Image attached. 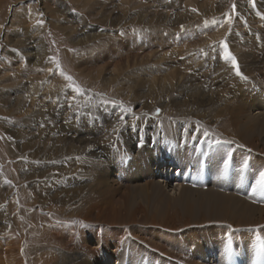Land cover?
I'll return each mask as SVG.
<instances>
[{
  "label": "bare ground",
  "instance_id": "1",
  "mask_svg": "<svg viewBox=\"0 0 264 264\" xmlns=\"http://www.w3.org/2000/svg\"><path fill=\"white\" fill-rule=\"evenodd\" d=\"M78 1L80 7L90 8L94 9L95 12H100L99 14L102 17L99 16V18L102 19L101 23L104 25H110L113 21L120 20L123 17L126 18L128 15L131 17V25L136 24L133 22H137L139 24L149 25L150 27L155 24H165V21L162 20L161 23H159L157 17H159L160 14L154 18L149 16L150 13L147 14V10H143L147 7L149 1H154L159 4L158 6L162 5L163 7H167L169 11L174 8V5L177 7V4H179V2L175 4L177 0H123L121 3L124 6L121 7L126 9L124 10L125 14H123L122 17L117 16L118 19L116 16H113L110 19L111 13L104 11V9L112 8L108 5L107 0ZM189 1L190 3L193 2V0ZM129 3L137 6L139 10L137 8H129ZM190 3L187 5V8L179 10L176 13L179 19L174 21L188 20L189 22V14L191 13L190 10H192L189 7L191 5ZM61 7L64 8L62 9L63 11L67 10L65 5H62ZM31 9L32 7L30 6L28 8L29 17L27 18L29 19V22H31L30 26L32 27L31 30L30 26L27 28L26 35L29 37V42L33 47V52L30 53L25 51L24 55L22 51H19L17 54L20 59L21 56L23 58L27 56L35 57V64L38 67L41 63H43V60L45 61L48 59L50 69V65L53 63L49 60V52L43 39L45 28L36 23L37 20H40V13L36 15ZM43 9H46V6H40V10ZM50 11H54L53 8L50 9ZM56 11L59 12L60 9H56ZM42 12L45 14L48 11L43 10ZM21 13L22 12L18 13L15 17L18 18ZM25 16L27 15L24 14V17ZM78 18V26H84V24L87 23V21L82 19L80 16ZM53 20L56 19L53 18ZM130 21H127L128 24ZM61 29L71 34L72 32H75L76 28H67L66 26ZM15 30L16 29H14V31ZM130 32L133 34L136 33L132 32L131 29ZM187 32L188 31L184 32V34ZM149 33L150 31H147L144 36L143 34L129 35V44L128 42L125 44L124 41H126V39H124L121 42V47H119L120 45L116 46L115 41H111L112 44L110 46L107 45L108 43L101 42L104 41L105 39L103 38L106 37V34L102 32L91 34L88 37H81L78 39V42L80 44L93 43V45L99 43L100 46H102V51L92 53L86 61L87 64L95 63L100 65V63H109V60L113 59L112 54L117 53L119 55L120 48L123 46H127L130 54L134 52L136 55L139 54V51L143 47L151 48L152 44H149L150 42L147 41V39H152L150 38ZM150 34L153 35V32ZM166 34L167 36L173 35L172 32H168ZM181 37L182 36L180 35V38ZM98 39H100V41L97 42ZM106 48L109 50L113 49L115 51L108 52L106 51ZM68 56L70 57V55ZM108 57L110 58L107 59ZM139 63H141V61ZM61 67L67 73L66 69L62 65ZM133 68H135V66ZM103 71L104 67H101L97 69L96 74L87 73V75L91 78H99ZM35 72H38V70ZM135 74L137 75L139 73L135 72ZM13 76L15 78H13L14 81L16 79L20 80L18 74ZM58 77H60V79L64 82L66 81V79L60 74ZM37 79H39V76L36 77V74H34L30 76L31 84L27 85L24 83L20 85L19 88L15 89L17 90V95L15 98L16 101L13 102L14 105L18 107L19 110H22L24 109L23 106L25 103L29 102L30 99V101H32V108H28L26 113H30V110L33 109L32 113H44V116H46V114L51 115V117L47 116L49 118H52L53 116V120H51L55 122L50 121L53 124V127H55L58 131H62L67 134H72V131H76L74 134H77L78 137L75 135H67L64 137L55 136V142L59 140L62 148L55 147V145L58 144L55 143L53 144L55 148L53 147L51 152L55 154L58 152H65L62 158H48L47 155H44V152H48L46 145L48 141H44L43 150L39 149L37 152L30 155L31 158H35L34 160H29L30 162L23 160L24 158L22 159L24 151H28L30 145H27L26 143L21 145V151L19 152L16 149L14 150L12 147L9 150L11 156L15 155L13 156L14 159L20 158L18 172L21 173L20 176L23 179H26V182L28 183L27 189H25L24 186L22 189L24 191L26 201H28L25 206L27 208L32 204L38 203L37 205L40 207V213L37 218L38 220H32L31 227L26 230L21 204H18L17 202V197H19L18 193L17 196H13V199H10L9 207L6 208L5 211L2 212L0 210L2 217V221L0 219V232L9 230L8 235H10V232L13 234L12 237L15 235L13 237L14 239H7L8 241L0 238V250L1 246L4 245L3 243H6L7 246L5 251L2 249L4 251L2 256V251L0 252V264H70L72 258H75V261L76 259L78 260V258H81L83 264H238L240 258L243 259L245 264H257L260 251L264 249V206H258L251 203L248 198H246V200L224 192L223 189H226V184L222 175V168H224L225 162L228 163L229 160H231L232 165L239 168L246 160L255 159L256 166L258 162L262 163V161H264V158L256 157L254 154L264 155V136L261 138L260 136L258 137L255 133L254 127L252 126V120L256 116H253L255 114L250 113L247 110V107H243L239 104L240 97L246 96L247 92L241 88L239 91L240 94L238 93L239 95L234 94L235 97H233V99L232 97L229 98V101L227 99L225 105L217 111L218 118L213 117L212 119H209L210 121L208 122V126L205 127V129H207L210 133H215V138L233 140L235 141V144L230 145V148L225 145L215 144L208 146L210 151H206L208 154L203 156L202 163H200L199 160V153L194 150L192 153L190 148H187L184 150L183 156L181 157L184 163H188L190 161L194 164V169L191 168V171L194 172H190L189 174L186 172V169L182 168L185 165L183 163L179 164L172 157L170 158L171 160H168L167 158V160L163 159V157L157 159L158 156H154L155 153L150 145L144 149L146 151L141 152L138 148L140 145L139 141H144V134H147V136L152 135L151 133H146L149 129L147 123L145 124L143 122L141 126L137 124L138 127H135V129L128 132L131 133V138H134V144L130 142L131 138H129L128 142L127 137L126 139L120 138L122 135L125 138L127 135L126 132L129 131L131 127L127 131H121V136L119 137L117 135L114 136L112 133H104L103 131H105V129L102 127H93L92 130L88 129L81 131L84 128L83 125L86 121L83 119L84 117L81 119L80 117L79 119L75 118L76 113L74 112V109L76 107L74 106L76 103L72 104V108H69L68 104H65L62 109L63 116L60 117L61 124L56 123V118L58 117V115L56 116L59 108L58 106H62L60 98L57 100L58 94H54L57 93L55 91L58 90L55 89L58 86L55 87L54 85L51 87L52 84L49 85L46 79L48 87H45L44 89L49 90V92L41 95V98L38 100V96L43 87L40 86L42 88L39 89ZM4 80H11V82H13V80L9 78ZM4 80L1 81L2 84L5 83ZM179 80L181 81V78ZM114 81L115 80L113 79L107 80L105 82V86H110ZM181 82L183 83V81ZM47 83L45 85H47ZM121 89L123 88H118L117 92H122L120 91ZM51 90L54 91L50 92ZM153 91L155 92L153 89L150 91V94H152ZM31 92L32 94L30 95ZM141 94L143 95V93ZM49 97H51V99H49ZM4 99L6 100V98ZM78 100H80V104L83 106L81 107L82 109H80L79 114L86 112L97 113L99 111V104L95 103L93 100V102H86L83 98H78ZM42 102L47 103L42 105ZM59 109L61 110V108ZM103 113L104 112L101 114ZM105 116L107 119L112 117L111 115ZM57 120L59 121L58 118ZM66 120L69 122L65 123L64 121ZM92 121L93 120H91V122ZM90 124L91 123H88V126ZM158 124L164 128L167 126L166 129L168 135L173 134V131H178V133L182 134V137H185V132H182L179 128V126H182L180 122L176 123L175 128L170 121H159ZM94 125L95 123H92L90 126ZM55 130L53 129V131ZM137 131H140L141 133L143 132L142 138ZM89 135L92 139L88 137ZM201 135L202 133L197 132L194 140H199ZM209 137L211 138L209 139L210 141L214 139L212 136ZM112 138L121 139L122 146L121 143L116 145ZM110 141L112 143H110ZM100 142H108L106 143L108 145L105 146L104 150H102L105 155L104 158H106L108 162H102L99 160L103 157V155L97 151L98 146L92 147L96 144H100ZM7 144L9 145V143ZM87 144H89L88 147H84V145ZM80 145L82 146V150L79 148ZM238 145H243L244 147H238ZM249 149H251L250 152L248 151ZM125 150L136 153L134 158L138 163L137 168L139 169L137 181H140V183H136V185L131 183V180L127 177L123 170V162L131 156V153L128 155ZM232 150L234 153L231 155ZM42 152L43 154L40 156ZM76 157H79L80 159L77 160ZM53 161H55V163H53ZM172 161H175L176 164L172 163ZM206 162L207 168L204 166ZM178 164L181 167L178 166ZM255 164L253 166H255ZM212 166L215 167L213 170L215 172L218 171V173H213L214 171H211ZM143 168L144 171H141ZM261 169L264 170V168L260 167V171ZM181 170L185 172L180 173ZM0 173V181L2 182L0 185V201L3 204L9 195H7L4 190L8 187L6 185L7 183H5V178L7 177L3 171L0 170ZM35 179H39L41 181L36 180L33 183ZM188 180H191V182ZM170 184H174L172 189L170 188L171 190H182L186 193L200 194L201 196L198 197L197 195L191 194V198L187 197L183 201L182 199L179 201V199L167 200L166 198H162L164 199L163 203L156 205V200L159 201L162 192H167V187L169 188V186H171ZM206 185L211 186V193L208 195L209 197L205 196L207 193L203 190ZM250 187H253V185ZM138 195L141 197L139 198ZM171 201L174 203L172 204ZM11 207L13 208L12 210H10ZM181 211H183L184 214ZM48 213H52L53 215L50 216ZM196 214H199L200 217H202L195 224L196 227H205L208 220L205 219L204 216L205 214H208L210 216L216 215V217H218L217 222L230 224L232 229L227 231L226 229H228V227L221 225L220 227H217L216 229L213 228L209 231H203L200 229L192 232L180 231V229H185V227L192 223L191 218ZM73 221H80L83 222V224L73 223ZM83 225H89L90 227H84ZM237 229H247V231H250L249 234L252 232L254 239L249 238L246 230L245 232H240L241 234H239V232L235 231ZM75 233H78V236L80 234L83 238L82 240L77 241V243L75 242V238H77L74 237ZM86 234H89V239L94 241V246L87 244L84 237ZM8 235H6V237ZM206 238L213 241L215 245L210 246V242H208ZM196 243L199 244L198 247H196ZM58 246H61L64 252L70 254L66 255V253H62L59 255L58 250L61 248L58 249ZM76 249H78L76 253L82 252L84 254L79 256L78 254L80 253H75L76 255L74 256L72 253L75 252ZM220 249L221 251H225V258L224 256H220ZM211 252L212 258L211 260H207V255ZM84 256L87 257L84 259ZM203 257L205 259H203ZM3 258L6 259L4 260ZM79 261L75 264H81Z\"/></svg>",
  "mask_w": 264,
  "mask_h": 264
},
{
  "label": "rangeland",
  "instance_id": "2",
  "mask_svg": "<svg viewBox=\"0 0 264 264\" xmlns=\"http://www.w3.org/2000/svg\"><path fill=\"white\" fill-rule=\"evenodd\" d=\"M107 1L108 5H110L112 8L104 9V11L107 13H111L110 19L113 16L122 17L123 14H125L124 10L126 9L121 7L124 6L121 3L123 0ZM177 2H179V4H177ZM189 3V0H177L175 3L177 4V7H175L174 5V8L176 9L172 8L169 11L167 7H163L162 5L158 6L159 4L155 3L154 1H149L147 7L143 10H147V14L150 13L149 16L154 18H156L160 14L159 17H157L159 23H161L162 20L165 21V24H155L154 26L150 27L149 25L139 24L137 22H133L136 24L131 25V17H129L128 15L126 16V18L123 17L120 20L113 21L116 23L110 22V25H104L103 23H101L102 19L99 18L100 12H95L94 9L80 7L78 0H0V25H2V27H0V170L3 171V173L7 177L5 178V183H7V181H11V183L6 184L8 187L4 189L9 196L3 202V204L0 201V210L2 212L9 207L10 199H13V196H17L18 193L19 197H17V202L18 204H21L26 230L31 227L32 220H38L37 218L39 217L38 215L40 213V207L37 205L38 203L32 204L27 208L25 206L28 201H26L24 191L22 189L24 187L25 189H27L28 183L26 182V179H23L20 176L21 173L18 172L20 158L14 159L13 156L15 155L11 156V153L9 151L11 147L19 152L21 151V145H24L25 143L27 145H30L28 151H24V156L22 157L24 158L23 160L30 162L29 160L35 159L31 158L30 155L37 152L39 149L43 150L44 141H48L46 144L48 152H44V155H47L48 158H62L65 152H58L57 154L51 152L54 147L53 144L55 143H58L55 145V147L62 148L59 140L55 142V136L64 137L67 135H75L78 137L77 134H74L76 133V131H72V134H67L62 131H58L55 127H53V124L51 122L55 121H52L53 116L52 118H49L51 117V115L46 114V116H44V113H32L33 109L30 110V113H26V110L28 108H32V101H30V99L29 102L25 103V105L23 106L24 109L22 110H19L18 107H16L13 103L16 101L15 98L17 95V90L15 89L19 88V86L24 83L27 85L31 84L30 76L34 74H36V77L39 76V79H37L39 89L43 87V90L41 89V93L38 96V100L39 98H41V95L49 92V90L44 89L45 87H48V83L49 85L52 84L51 87L54 85L55 87L58 86L55 89L58 91H55L57 93L54 94H58L57 96L60 98L62 106H58L59 108H61V110L58 108L56 116L58 115L57 118L59 119V121L56 118V123L61 124L60 117L63 116L62 109L65 104L75 103L70 100V97L75 93L66 88L68 82H64L62 79H60V77H58L59 74L57 71H48V59L45 61L43 60V63H41L38 67L35 64V57L27 56L23 58L21 56L20 59L17 54L19 51H22L23 54L25 51L30 53L33 52V47L29 42V37L26 35V30L31 25V22H29V19L27 18L29 17L28 8L30 6L32 7L31 10L36 15H38L39 13H43V10L48 11L45 14L43 13V16L39 17L40 20H44V24L42 26L45 28L43 39L49 52L48 57H57L60 61V64L66 69L67 74L71 75L82 88L90 89V94H104L103 97L92 95L90 101H87L85 97H78L83 98V100H85L86 102L94 101L95 103L99 104V111L97 113L90 112V115H87V113L89 112L79 114L80 119L84 117L83 119H85L86 121L84 125L82 124L84 128L81 131L88 129L92 130L93 127H102L103 129H105V131H103L104 133H112V128L116 125L119 115L122 114L121 106L119 104L103 105L102 103H100V101L103 98L122 101L123 107L131 108L132 113L125 115L126 124L121 127L119 136H121V131L129 130L130 127L128 125H135L136 127H138L137 124L141 126L143 122L145 124L147 123L149 129L146 133H151L152 135H143V132L141 133L140 131H137L141 138L143 135L144 139L143 142L139 141L141 146L139 145L140 147L138 146V148L141 150V152L146 151L144 149H146L147 146L150 145L153 148V152L155 153L154 156H158L157 159L163 157V159L167 158L168 160H171L170 158L172 157L179 164L183 163L185 166H183L182 168L186 169V172L190 174V172H194L191 171V168L194 169V164L190 161L188 163L183 162L181 156H183L184 150L190 148L192 153L193 150L199 153V160L200 163H202L203 156L205 154H208L206 153V151H210L208 149V146L212 145L208 142L210 141L209 139H211L210 137H208L207 140H205L203 135L199 137V140H194L195 138H191L197 135V132L194 130V128L197 126V124H202L205 128L206 126H208V122L210 121L209 119H212L213 117L218 118L217 111L225 105L227 99L228 101L230 100V97H232L233 99V97H235V95H237L242 88L247 93L246 96L240 97L239 104H241L243 107H247V110L250 113L255 114L253 115L256 117H254L252 120V126L254 127L255 133L258 137L260 136L261 138L264 136V18H262L261 15L258 14L264 13V0H256V8H253L251 6L250 0H193V2L190 3L191 5L189 7L191 9H197V11L190 10L191 13L189 14V17L191 20L189 19V22L188 20L174 21L176 19H179L176 13L179 10L187 8V5ZM233 3H235L236 5L235 11H232ZM62 5H65V7L67 8V10H65L66 13L62 10L64 9L61 7ZM40 6H46V9L40 10ZM130 7H132L133 9L137 8V6L132 5V3L129 5V8ZM52 8L54 11H50V9ZM56 9H60L61 12H57ZM71 9H75V11L73 12L71 11ZM110 10L113 11L111 12ZM20 12H22L21 15L16 18L15 15ZM226 13H231L233 17V22L230 25L226 23ZM24 14H26L27 16L24 17ZM79 16L87 21V23L84 24L85 27L83 25L78 26ZM53 18L56 20H53ZM206 20L208 21L207 24H205ZM213 20H215L217 23L213 24ZM127 21H130V23L128 24ZM181 25L184 26L183 29L181 28ZM66 26L67 28L75 27V32H72L70 34L61 29L62 27L65 28ZM31 27L32 26H30V30ZM14 29L16 30L14 31ZM130 29L132 30V32L136 33H131ZM229 29H231V32H229ZM147 31H150V33L153 32V35L149 33V36L152 39H147V41L150 42L149 44H152L151 48L143 47L139 51V54L136 55L134 52L130 54L127 46H123L122 48H120L119 55L117 53L112 54L113 59L109 60V63H100V65H97L95 63L87 64L86 61L92 53L102 51V46H100L99 43L93 45V43L80 44L78 42V39L81 37H88L91 34L102 32L106 34V37H104L103 39L105 40L101 42L108 43L107 45L110 46L112 42L115 41L116 46L120 45L119 47H121V42L124 39H126L124 43L126 44L128 42L129 44V35L143 34L144 36ZM186 31L188 32L184 34V32ZM121 32L123 34H121ZM168 32H172L173 35L167 36L166 33ZM180 35L183 38H180ZM100 39H98L97 42L100 41ZM222 40H226L228 42L229 49L237 57L241 71L245 75L250 77L248 81H243L239 77H237L231 66V63L223 59L222 45H216L215 51H212V49L209 47L213 44L214 41ZM14 49H16L17 51H13ZM73 49H75V51H72ZM106 51L114 52L115 50H109L106 48ZM205 52L208 53V55H204ZM68 55H70V57ZM109 58L110 57H108L107 59ZM140 61L141 63H139ZM52 63L53 64L50 65V68L55 69V64L54 62ZM134 66L135 68H133ZM101 67H104V71L99 78H91L87 75V73L96 74L97 69ZM37 70L38 72H35ZM135 72L139 74L136 75ZM178 73L180 76L178 75ZM17 74L19 75L20 80L16 79L14 81L13 75ZM7 78L12 79L13 82H11V80H4ZM180 78L183 83L179 80ZM46 79L48 83L46 82ZM110 79H113L115 81L110 86H105V82ZM2 80L5 81L4 84L1 83ZM40 80L43 82H41ZM46 83L47 85H45ZM152 85H155L156 87H153ZM118 88H123L120 90L122 92H117ZM153 89L155 90L156 94L154 91L152 94H150V91H152ZM52 91L54 90H51L50 92ZM140 92L143 93V95ZM31 94L32 92L30 93V95ZM66 97L69 98L67 101L65 99ZM4 98H6V100ZM46 103L47 102H42L41 104L43 105ZM74 107H76V105ZM156 109H161L158 116L154 115ZM255 111L257 112L258 117ZM102 112H104V115L101 114ZM105 115H111L112 117H109V119H107ZM91 120L93 121L91 122ZM159 121H170L172 122L174 128L176 126V123L180 122L182 126H179V128L182 130V132H185V129H187L188 133L185 132V137H182V134L178 133V131H173V134L168 135L166 129L167 126H165V128L163 126H160L158 124ZM88 123H91L90 125H92V123H95V125L88 126ZM53 129H56L57 131H53ZM132 129L133 128L126 132L127 135L125 136V138L123 135L120 138L126 139L127 137L128 142L129 138L132 137L131 133L128 132H130ZM55 132L56 134L53 135V133ZM9 137H11V139H9ZM88 137L92 139L90 135ZM112 140L116 143V145L121 143L122 146L121 139L112 138ZM130 142L133 143L134 138H131ZM7 143H9V145ZM106 143L100 142V144L92 146H98L97 151L103 155V157L99 159L102 162H108V160L104 158L105 155L102 152L105 146L108 145ZM88 145L89 144L84 145V147H88ZM225 146L230 148V145ZM79 148L82 150L81 145L79 146ZM125 152L128 155L131 153V156H129L130 158L123 162V170L124 173H126L127 177L131 180V183H134L133 185H136V183H140V181H137L139 176V169L137 168L138 163L134 158L136 153L127 150H125ZM233 153L234 151L232 150L231 155ZM42 154L43 152L40 154V156ZM254 154L256 155V157L264 158V155L256 153ZM176 162L172 161V163L175 164ZM255 162V159L247 160L248 166L245 169L243 168L244 164H242L239 168L232 165L231 160H229V167L227 171L222 168V175L226 184V189L223 190L229 195H234L242 199L248 198L251 203H254L258 206H264V190L258 189L257 192H253V188L256 187V181L259 178L260 167L264 168V161H262V163L258 162L257 166ZM253 163L255 164V166H253ZM179 164L178 166H180ZM204 166L207 168V162ZM213 168L215 167L212 166V172L214 171ZM142 170L144 171V168L141 169V171ZM182 172L185 171L181 170L180 173ZM213 173H218V171H214ZM36 180L41 181L39 179H35L33 183ZM188 181L191 182V180ZM1 184L2 182L0 181V185ZM251 184L253 185V187H250L252 186ZM173 185L174 184L169 186V188L167 187V192L163 190L164 192H162L159 201L156 200V205H160L163 203L164 199L162 198H166L167 200L179 199V201L182 199L183 201L187 197L191 198V194H194L186 193L182 190H171ZM210 188V185H206L203 188V190L207 193L205 194V196L207 197H209L208 195L209 193H211ZM194 195H197L198 197L201 196L200 194ZM138 196L139 198L141 197L140 195ZM171 202L172 204L174 203L173 201ZM12 209L13 208L11 207L10 210ZM181 212L184 214L183 211ZM201 218L202 217H200L199 214L194 215L191 218L192 223L189 226L185 227V229H180V231L192 232L198 229L209 231L213 228L216 229L221 225H225L226 227H228V229H226L227 231H229V229H232V226L230 224H225V222H217L218 217H216V215L210 216L208 214H205L204 218L207 219L209 223L207 222L205 227H196L195 224ZM0 219L2 221L1 214ZM238 229L235 231L239 232V234H241L240 232H245L246 230L249 238L254 239L252 232L251 234H249L250 231H247V229ZM8 233L9 230L0 232V238L5 239L6 241L14 239L13 237L15 235L12 237L13 234H11L10 232V235H8ZM77 234L78 233L74 234V237H77L75 238L76 243L77 241L83 239L80 234L79 236ZM6 235L8 236L6 237ZM84 237L88 245H95V243H93L94 241L89 239V234H86ZM206 240L210 242V246L215 245L214 242L210 241L208 238H206ZM3 244L4 245L1 246L0 250V252L2 251L1 256L3 255V252L7 247L6 243ZM198 245L199 244L196 243V247H198ZM57 248L59 249L61 248V246H58ZM58 251L59 255H61L62 253H66L62 250V248ZM76 251H78V249H76L75 252L72 253L74 254V256L78 253H80L78 254L79 256L84 254L82 252L76 253ZM68 254L70 253H66V255ZM219 254L221 257H226L225 251H221V249ZM86 257L87 256H84V259ZM211 258L212 252L207 255L206 259L211 260ZM3 259L5 260L6 258ZM203 259L205 258L203 257ZM78 261L83 264L81 258H78V260L76 259V261L75 258H72L70 264H75Z\"/></svg>",
  "mask_w": 264,
  "mask_h": 264
},
{
  "label": "snow or ice",
  "instance_id": "3",
  "mask_svg": "<svg viewBox=\"0 0 264 264\" xmlns=\"http://www.w3.org/2000/svg\"><path fill=\"white\" fill-rule=\"evenodd\" d=\"M250 3H251V6L253 8H256V0H250ZM236 10V5L235 3H233L232 5V11H235ZM71 11H75V9H71ZM192 11H197V9H192ZM259 15H261L262 18H264V13H258ZM40 16H43V13H40L39 14ZM227 19H226V23H228L229 25L232 24L233 22V17L231 15V13H226L225 14ZM238 15V13H237ZM36 23L40 26H43L44 24V20H37ZM208 21L206 20L205 21V24H207ZM213 24H216L217 22L215 20L212 21ZM0 27H2V25H0ZM181 28L183 29L184 26L181 25ZM229 32H231V29H229ZM121 34H123L121 32ZM216 45H222L223 47V59L225 61H229L231 63V66L235 72V75L237 77H239L241 80L243 81H248L250 79V77H248L247 75H245L242 71H241V68H240V64L237 60V57L232 53V51L229 49V44L226 40H222V41H214L212 45H210L209 47L212 49V51H215V46ZM13 51H17L16 49H14ZM72 51H75V49H73ZM203 51V50H201ZM204 55H208V53H204ZM50 61L54 62L55 64V69H48L49 72H53V71H57L59 72V74L61 76H63L66 81L68 82L67 85H66V88L71 90L73 93H75L74 95H72L70 97V100L75 102L76 103V108L74 109V112L76 113V118L79 119V111L81 109V107H83L81 104H80V100H78V97H85L87 101H90L91 98H92V95H96V96H100V97H103L104 94L103 93H94V94H90L91 93V90L90 89H85V88H82L76 81L75 79L71 76V75H68L64 69L61 67V64H60V61L57 57L53 56V57H50L49 58ZM191 71V70H190ZM49 99H51V97H49ZM66 101L69 99L68 97L65 98ZM57 100H59V97H57ZM100 103L104 104V105H108V104H112V105H117L119 104L121 106V115H119L118 117V120H117V123L116 125L112 128L111 132L112 134L114 135H117L119 136V133H120V129L121 127H123L125 124H126V121H125V115L126 114H129V113H132V109L131 108H125L123 107V102L122 101H116V100H111V99H106V98H103L101 99ZM68 107L69 108H72L73 105L71 103L68 104ZM161 109H156V112L154 113V115H157L160 113ZM90 115V112L87 113ZM65 123H68L69 121H64ZM129 127L135 129V125H128ZM194 130L198 133H202L203 137L205 138V140H207V138L209 136H212L214 137V139L212 141H208L210 144H215V145H234L235 144V141L233 140H227V139H219V138H215V133H210L207 129H205L203 127L202 124H198ZM185 132H187V129H185ZM56 133H53V135H55ZM191 138H194V137H191ZM9 139H11V137H9ZM111 143V141H110ZM238 147H244L243 145H238ZM249 152L251 151V149L248 150ZM23 159V158H22ZM71 159V158H69ZM76 159H80L79 157H76ZM53 163H55V161H53ZM248 166V163H247V160L244 162V165H243V168H247ZM229 165L227 162H225L224 164V169L225 171H227ZM7 183H11V181H7ZM264 190V170H261L259 171V178L257 179L256 181V187L253 188V192H256L257 190ZM48 215H53L52 213H48ZM73 223H81L83 224V222H80V221H73ZM84 227H90L89 225H83ZM23 251V249H22Z\"/></svg>",
  "mask_w": 264,
  "mask_h": 264
}]
</instances>
